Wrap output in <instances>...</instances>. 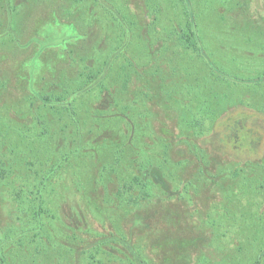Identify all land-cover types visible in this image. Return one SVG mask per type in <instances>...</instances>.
<instances>
[{
    "label": "trees",
    "instance_id": "obj_1",
    "mask_svg": "<svg viewBox=\"0 0 264 264\" xmlns=\"http://www.w3.org/2000/svg\"><path fill=\"white\" fill-rule=\"evenodd\" d=\"M40 4L74 40L40 42ZM242 106L264 115V0H0V264H264V143L212 138Z\"/></svg>",
    "mask_w": 264,
    "mask_h": 264
},
{
    "label": "rangeland",
    "instance_id": "obj_2",
    "mask_svg": "<svg viewBox=\"0 0 264 264\" xmlns=\"http://www.w3.org/2000/svg\"><path fill=\"white\" fill-rule=\"evenodd\" d=\"M59 5V4H58ZM56 6V4H55ZM44 5H39L38 8L35 9L33 8V13L32 15H34V19L33 22H36L38 27H37V35H39L38 39H40V42L42 41V43L47 42V39L49 36H53L56 37L57 34H60L61 31L65 32V40H67L68 42L72 41L75 39V35L77 34V30H74L71 25H69L68 23L62 24L61 22L57 21V19L54 18H50V12L51 11H46L44 9ZM58 9V8H57ZM60 11V9H58ZM57 10V13H58ZM67 33V34H66ZM39 41V40H38ZM63 41V42H64ZM66 41V42H67ZM51 41H49V44H46L44 47V50L42 52V56L41 59H39V63H38V67L36 68V70H39L40 68H44V69H51V67L53 66V64L56 62L57 57L59 56V54L61 53V43H58V41L56 42L57 44H55V39H53V44H50ZM55 44V45H54ZM95 63V62H94ZM28 69L27 72L26 70L23 69L22 67V71L17 69L16 71H14L15 76L13 77L12 81L10 82V85L14 86L15 90L13 88H8L11 92V96L12 99L11 100H16V95L23 90V88H25L24 86H26V79L24 77H26L27 73H28ZM18 86V87H17ZM17 93V94H16ZM241 118V122L243 123V125L248 128H251L252 130H254V132L259 135V141L260 143H264V115H261L253 110L247 109L246 107H238L235 109H232L230 112L225 113L224 116H222L221 119H219V121L217 122V124L214 127V136H212V138L214 137V142L218 143L221 141V139H227V141H229V138H231V132H235L234 130L237 128L236 126L232 127L233 125H227L228 124V120L230 118ZM234 129V130H233ZM229 136V137H227ZM258 144V153H256L255 156H258L257 154L261 155L263 150L262 148V144ZM226 152H229L230 154H232L234 157L243 159L246 158V156H251V155H247V154H251L249 151H247V147L244 145V147L239 146V148L235 147L233 145V142H228L226 146L223 147ZM254 154L251 156L253 157ZM3 180L0 179V188H1V182ZM100 187V186H99ZM63 189V188H62ZM61 189V190H62ZM64 192H67L68 190L71 192L70 189H63ZM100 191H102V193H100ZM107 191V190H106ZM103 194V195H101ZM108 193L106 194V192L102 189V187H100L98 189V193H97V198H98V202L100 205L103 206V209L105 210V212L109 215L114 216V220H116L117 222L123 221L124 217L122 212L117 211L118 208L115 207V205L111 202V200L108 199ZM8 194L7 193H1L0 192V205H2L0 207V222L2 223L5 220V217L8 213V211L11 209V206L9 208L6 207V203H10L8 200ZM108 201V202H106ZM106 202V203H105ZM123 219V220H122Z\"/></svg>",
    "mask_w": 264,
    "mask_h": 264
}]
</instances>
